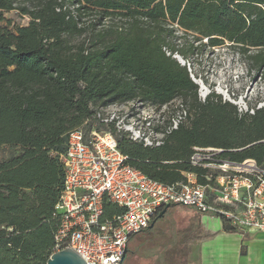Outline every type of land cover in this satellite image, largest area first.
<instances>
[{
	"label": "trees",
	"instance_id": "obj_1",
	"mask_svg": "<svg viewBox=\"0 0 264 264\" xmlns=\"http://www.w3.org/2000/svg\"><path fill=\"white\" fill-rule=\"evenodd\" d=\"M11 11L30 23L14 30L0 26V147L20 150L0 162V264H46L52 256V213L65 177L61 155L71 132L100 123L101 108L190 99L186 122L158 147L135 142L110 124L128 163L165 185L183 182L187 173L205 183V171L192 164L195 148L221 150L222 160H252L264 169V108L239 112L215 92L202 101L187 64L174 57L189 63L190 56L228 42L242 54L258 50L255 63L263 71L264 0H0V13ZM178 32L187 40L181 47L175 44ZM117 211L105 204L106 216ZM163 211L153 227L130 238L121 264L136 260L135 239L153 230ZM222 220L226 233H241ZM212 236L178 229L173 242L188 253ZM156 244L167 246L160 258L169 264L171 240Z\"/></svg>",
	"mask_w": 264,
	"mask_h": 264
},
{
	"label": "built area",
	"instance_id": "obj_2",
	"mask_svg": "<svg viewBox=\"0 0 264 264\" xmlns=\"http://www.w3.org/2000/svg\"><path fill=\"white\" fill-rule=\"evenodd\" d=\"M182 63L187 64L192 76L190 63ZM107 108H101L96 116L105 126L115 123L114 118L104 115ZM261 108L264 106L257 109ZM188 116V109L180 100L165 125L162 122L155 126L156 117L143 116L140 126L124 132L146 147H158ZM220 153L217 149L195 148L192 164L205 171L201 175L205 183L199 182L197 174L187 173L183 182L165 185L132 167L112 132H71L67 149L61 155L63 188L52 213L56 224L52 255L73 249L87 264H121L130 238L149 228L158 211L172 204L224 217L245 232H264V169L252 160H222ZM107 203L118 211L106 216Z\"/></svg>",
	"mask_w": 264,
	"mask_h": 264
},
{
	"label": "rangeland",
	"instance_id": "obj_3",
	"mask_svg": "<svg viewBox=\"0 0 264 264\" xmlns=\"http://www.w3.org/2000/svg\"><path fill=\"white\" fill-rule=\"evenodd\" d=\"M28 5L31 7L32 2H28ZM86 20L84 19V21ZM29 23L30 18L22 16L19 11L0 13V26H8L11 30H14L16 26H27ZM86 36L85 34L82 37L74 38L73 43L78 44ZM177 36L179 39L175 40V44L181 47L187 40L182 32H178ZM187 39L193 40L191 36ZM257 53L258 50L252 49L247 54H242L238 47L226 42L223 46L207 49L202 54L190 56L191 78L199 85L200 99L203 101L204 96L212 91L220 95L223 102L227 101L236 105L239 112L246 113L248 108V110H255L264 106V70L262 71L255 63L254 56ZM175 56L182 65V62H186L181 56L176 54ZM179 101L180 99H176L167 107L155 108L144 106L138 100H134L125 104L111 105L103 112L106 117L115 119L116 130L125 131L131 129L132 126H140L143 116H150L154 119L156 117L153 122L155 126L162 122L165 125L177 110ZM182 101L184 102V100ZM184 104L188 109L190 99L185 100ZM159 115L162 117L157 120ZM82 130L103 132L114 131V128L92 121L83 125ZM19 153L18 148L2 146L0 147V162L7 161ZM203 215L193 207L183 205L170 207L164 219L153 230L142 233L135 239L138 241V253L132 264L137 262L141 264H164L160 256L165 253L167 246L156 243L171 240L173 246L176 231L178 229H196L199 227L200 216ZM158 232L159 237H157ZM156 239L157 242L151 243ZM135 245L136 243L132 242L129 249ZM166 259L169 264H188L187 254L176 244L166 252Z\"/></svg>",
	"mask_w": 264,
	"mask_h": 264
},
{
	"label": "crops",
	"instance_id": "obj_4",
	"mask_svg": "<svg viewBox=\"0 0 264 264\" xmlns=\"http://www.w3.org/2000/svg\"><path fill=\"white\" fill-rule=\"evenodd\" d=\"M203 216L194 230L213 236L193 243L188 253L184 251L188 264H264V232L226 233L221 217Z\"/></svg>",
	"mask_w": 264,
	"mask_h": 264
},
{
	"label": "water",
	"instance_id": "obj_5",
	"mask_svg": "<svg viewBox=\"0 0 264 264\" xmlns=\"http://www.w3.org/2000/svg\"><path fill=\"white\" fill-rule=\"evenodd\" d=\"M169 207L170 205L164 208V211L160 214V217H162L166 213ZM153 226H154V222L150 225V228ZM127 251H128V248H125L121 261L124 260ZM46 264H87V262L83 259L82 256H80L73 249H65L58 253L53 254L49 258Z\"/></svg>",
	"mask_w": 264,
	"mask_h": 264
}]
</instances>
